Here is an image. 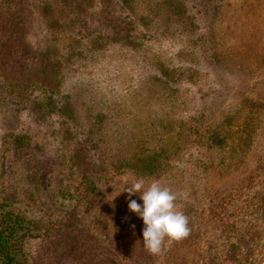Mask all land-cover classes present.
I'll use <instances>...</instances> for the list:
<instances>
[{
  "label": "rangeland",
  "instance_id": "obj_1",
  "mask_svg": "<svg viewBox=\"0 0 264 264\" xmlns=\"http://www.w3.org/2000/svg\"><path fill=\"white\" fill-rule=\"evenodd\" d=\"M220 4L228 31L219 42L225 39L228 64L220 73L200 67L197 77L181 85L180 97L150 93L145 77L153 74V65L143 53H123L118 47L99 57L109 61L101 65L102 73L71 74L64 87L84 113L105 111L117 123L103 135L110 141L107 147L116 153L130 144L166 148V171L148 177L131 171L97 174L99 199L76 209L73 200L64 203L61 192L76 189L83 175L74 161L78 144L88 139L83 128L59 113L43 120L28 112L0 119V196L20 198L19 208L39 230L24 245L27 264H107L108 256L118 264H264V0ZM38 27L34 24L29 40L43 34ZM178 27L174 23L166 30L165 47L183 38L187 29ZM210 87L217 89L213 97L207 96ZM125 117L135 122V136L120 129ZM205 128L218 131L221 147L208 140L199 147L196 132ZM21 133L31 135L38 158L51 168L47 188L39 184L35 189L29 182L30 158H20L12 146ZM125 176L143 179L145 188L159 180L171 189L176 209L189 219L190 234L180 241L167 238L161 253L151 254L143 244V220L129 210L128 193L121 192ZM131 199L143 204L139 193ZM76 213L74 229L69 218ZM77 242L80 255L73 247Z\"/></svg>",
  "mask_w": 264,
  "mask_h": 264
},
{
  "label": "trees",
  "instance_id": "obj_2",
  "mask_svg": "<svg viewBox=\"0 0 264 264\" xmlns=\"http://www.w3.org/2000/svg\"><path fill=\"white\" fill-rule=\"evenodd\" d=\"M220 1L99 0V7L97 0H0V119L18 118L28 112L43 120L59 113L83 128L88 138L78 144L74 155L83 175L76 189L61 192L64 203L73 200L76 209L82 203L87 208L94 206L101 193V181L95 175L131 171L148 177L166 171L168 160L166 148L130 144L116 153L107 147L109 139H103V135L117 123L112 122V117L110 122L105 111L84 113L73 93L64 92L69 75L75 77L88 69L87 75L95 77L102 73L101 65L109 63L99 57L118 47L123 53H143L142 58L153 65V74L145 77L150 93L176 99L182 95L181 85L197 77L200 67L220 73L228 64L221 44L225 39L219 42L228 31L226 18H222L225 5L219 6ZM174 23L178 29L187 30L175 46L168 48L163 40H167L166 30ZM34 24L43 34L29 40ZM74 83L70 80L75 89ZM216 92L210 87L207 96L213 97ZM113 118L116 120L115 115ZM126 119L121 120L124 123L120 129L132 130L131 136H135V122L131 119L127 123ZM249 127L248 124V131ZM196 134L200 137L195 140L200 141L199 147L206 140L221 147L218 131L205 128ZM32 144L31 135L26 133L12 140L18 156L30 158L29 182L35 189L39 184L47 188L51 168L44 167ZM20 200L11 193L0 196V264H27L24 245L39 235L36 221L19 208ZM76 220L77 213L69 218L74 229L78 226ZM73 247L80 255L79 242ZM105 262L118 264L113 256L105 257Z\"/></svg>",
  "mask_w": 264,
  "mask_h": 264
},
{
  "label": "clouds",
  "instance_id": "obj_3",
  "mask_svg": "<svg viewBox=\"0 0 264 264\" xmlns=\"http://www.w3.org/2000/svg\"><path fill=\"white\" fill-rule=\"evenodd\" d=\"M124 187L121 192L128 193V208L142 218L144 247L153 255L161 253L165 238L169 241H180L190 234L189 219L176 209L177 196L159 180H153L147 188L143 179L129 180L122 178ZM127 185V187H125ZM139 193L141 205L131 196ZM135 227L134 225L132 226Z\"/></svg>",
  "mask_w": 264,
  "mask_h": 264
}]
</instances>
